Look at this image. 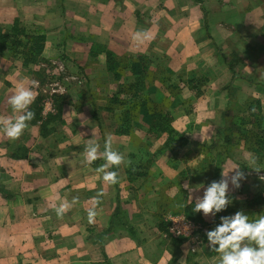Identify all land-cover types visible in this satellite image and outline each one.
<instances>
[{"label":"crops","instance_id":"0c3cea01","mask_svg":"<svg viewBox=\"0 0 264 264\" xmlns=\"http://www.w3.org/2000/svg\"><path fill=\"white\" fill-rule=\"evenodd\" d=\"M15 17L39 21L46 37L44 60L27 67L21 60H0V117L13 115L7 101L21 82L36 81L35 98L42 95L44 109L42 81L33 71L45 60L49 70L65 73V87L54 84L49 91L63 90L66 102L60 117L42 131L34 118L15 140L0 131V264H190L191 257L197 264H214L218 254L205 249L206 235L197 242L178 241L159 222L174 209L183 214L185 204L202 196L214 163L218 179L221 168L244 171L243 144H229L223 154L215 145L229 124V97L264 101V0H0V29ZM138 32L146 38L135 39ZM95 43L103 47L97 54L91 52ZM104 48L119 59L150 62L151 75L139 89L145 102L133 107L128 134L115 132L125 105L111 103L110 96L122 83L136 89L142 73L132 64L120 66L115 79ZM165 70L173 72L170 83L191 74L208 81L198 96L183 82L172 95L161 79ZM153 107L167 111L170 124L183 133L179 149L164 145L166 134L148 138L150 118L139 109ZM108 133L125 157L113 166L115 184L96 171L102 158L83 162L87 141H98L102 153ZM244 180L238 188L230 185L232 203L226 209L215 216L200 211L205 231L219 216L238 210ZM73 197L76 202L61 216L50 207ZM94 198L96 215L89 222L86 209Z\"/></svg>","mask_w":264,"mask_h":264},{"label":"clouds","instance_id":"9594fccd","mask_svg":"<svg viewBox=\"0 0 264 264\" xmlns=\"http://www.w3.org/2000/svg\"><path fill=\"white\" fill-rule=\"evenodd\" d=\"M138 32L134 38L141 40L146 38ZM36 81L31 85L21 82L15 85V91L8 97V105L13 115L0 117V131L9 139L19 138L23 131L28 127V122L34 118V112L29 107L35 100ZM201 140L203 137L200 135ZM100 144L94 138L89 139L84 148L83 162L91 164L94 160L102 158L104 163L96 168L101 174V179L108 184H115L118 181L117 172L113 169L114 165H120L125 161L123 153L112 147V136L110 133L105 135L103 152H99ZM251 165L248 167L259 171L257 167V158L252 156L247 160ZM245 178V172L240 166H233L224 170L221 168L220 179L212 180L204 187L202 196H196L194 200V211L202 213L205 216H215L217 213L226 209L232 203V196L229 194L230 185L238 188L240 181ZM260 178H264L262 175ZM188 188L191 195L192 188ZM102 194V190L98 196ZM59 199V197H57ZM76 197L72 201L60 200L53 203L50 207L57 216L63 215L72 203L76 202ZM193 201V198L191 196ZM98 198L92 201V207L86 209L89 222L96 215V204ZM219 223L213 228L206 230L207 244L209 249L214 250L218 256L214 264H264V214L255 218H250L248 213L243 210H237L234 213L219 216Z\"/></svg>","mask_w":264,"mask_h":264},{"label":"trees","instance_id":"16d2710c","mask_svg":"<svg viewBox=\"0 0 264 264\" xmlns=\"http://www.w3.org/2000/svg\"><path fill=\"white\" fill-rule=\"evenodd\" d=\"M45 34L42 29L40 28H26L23 26L20 22V19L18 17H15L13 19L12 24L6 29V30H0V54L4 53H10L11 57L20 58L21 64L24 67H27L29 65H34L40 63L42 60V52L45 45ZM101 50H103V47H101L98 44H93L91 46V52L94 54L99 53ZM104 52L106 54V68L108 71L112 72L113 77L115 79H119L120 74L118 71V68L120 66L124 67L122 65V61L128 60L124 58H117L115 57V54L104 48ZM140 60V59H138ZM134 60L131 61V63L138 61ZM130 63V62H129ZM230 63V61H229ZM125 66H130V64H127ZM43 69L34 70L33 74L35 77L41 78V74L43 73ZM142 73L141 69H136V73ZM173 75V72L170 70L163 71L161 75V79L165 81V83H168L166 88L169 90L170 94L176 95L179 93L181 87L180 82L185 83V85L188 86L189 89L194 91V94L196 96L200 95L202 91V87L207 83L208 77L204 75H195L191 74L188 77H181L176 76V81H173V83H170V76ZM141 80V88L143 89L142 85L144 84L146 78L143 80L139 79L137 82ZM138 90V87L136 89L133 88V83L128 84H119L117 92L110 96V102L114 104H124V109L122 111V117H121V124L119 127L115 129V132L117 134H128L131 128V119L133 116V107L130 110L127 108L126 104H144V99L140 95L139 101H135L133 98L137 97L136 92ZM122 93L124 94L122 96ZM130 96V97H129ZM61 96H59L60 98ZM129 97V98H128ZM124 98H127V101L124 100ZM138 98V97H137ZM231 98V97H230ZM42 95L39 94L35 98L34 104V113L36 115V119H40L41 125L43 127V124L49 121L50 119H57L60 117V104L57 103L56 98H53V107L55 112H47L46 114H43L41 112L42 110ZM244 104H247V110L244 114L241 116H238L237 119L234 121L238 129H236L238 133V139L249 141V137L258 138L259 144H264V129L262 128V121H263V114H262V104L259 98L254 97H248L245 99ZM141 108V105H139ZM230 107V106H229ZM148 115L150 118V121L148 123V129L147 132H151L155 134V138L161 137L163 134H166V140L164 141V145L168 146V149L171 151H175L181 147V145L184 143V137L183 133L177 131L173 128V126L170 124L171 117L169 113L166 111H163L162 109H159L157 107L151 108V113L146 110L145 108L139 109V111ZM132 113V114H131ZM229 117V116H228ZM227 118V117H226ZM41 127V128H42ZM232 125L226 124L224 131L222 133V136L225 141V153L228 149V145L231 141V136L234 135L232 130ZM42 131V129H41ZM235 132V129H234ZM232 134V135H231ZM250 135V136H249ZM175 139V140H174ZM228 144V145H227ZM254 153H256L257 149L252 147L251 148ZM219 153H222L219 151ZM256 155V154H255ZM214 174H213V180H218L219 177V164L214 163ZM127 178H132L131 173L127 171ZM178 210L174 209L173 213H179ZM183 213L188 219L193 221H198L201 226H205V221L200 216V211L196 212L194 211V202L187 203L183 206V210L180 211V213ZM159 227L161 229L166 230V226L164 227L162 220L159 222ZM175 239H178V241H184L186 238L183 236H173ZM206 239V238H204ZM215 252L214 250L210 249L209 254ZM190 264H197L193 257L189 258ZM91 264H100V263H91Z\"/></svg>","mask_w":264,"mask_h":264},{"label":"rangeland","instance_id":"374dc122","mask_svg":"<svg viewBox=\"0 0 264 264\" xmlns=\"http://www.w3.org/2000/svg\"><path fill=\"white\" fill-rule=\"evenodd\" d=\"M140 14H138V17ZM20 19V18H19ZM25 19H20V22L23 26H25L26 28H30V29H34V28H39L41 27V25H39V21L37 22H31V21H24ZM6 26V25H5ZM8 28L4 27L3 29L0 30H6ZM0 60H2V62H4L5 64L8 63V60H10L11 62L17 64L20 60V58H16V57H11V54L8 53H4V54H0ZM234 60V59H233ZM45 65L40 67V69H43V73L41 74V78L40 80L42 81L40 83V86L42 89H40L41 93L43 94V96H45V99L48 97H51V99L56 98V102L57 103H65L66 102V98L62 95V91H59V93H55V92H51V90L49 91L50 87L56 86L54 84H57V87L60 86H64L65 87V82L66 80L64 79L65 73L58 71L59 75L57 74V72H53L52 70H49V64L48 61L45 60ZM150 62L146 63V60L144 59H140L138 61H135L133 63H129L127 61H122V65H124L123 68H125V65L127 64H132L131 67L133 70L136 69H141L142 74L140 76V79H144V78H148L151 75V69H149V64ZM233 63H239V62H233ZM231 64V61H230ZM233 65V64H232ZM156 67H158V65H156ZM67 72L70 70L69 67H66ZM138 91L139 88L141 87V80H139L138 82ZM71 90V88H70ZM45 94V95H44ZM141 95V93L139 92L137 94V97L139 98ZM59 96H61L59 98ZM129 98V97H128ZM256 98V97H255ZM44 99V98H42ZM124 100L127 101V98H124ZM188 100V101H187ZM42 101V100H41ZM186 103L187 104H191V98H187L186 99ZM245 99L241 100L239 98H236V96H232L231 98H228L227 104H229V109H227V111L229 112V124L232 125V131L231 133H233L234 135L231 136V141H230V145L232 146V148H237L239 147V145L243 144V147L245 148V150L247 151L246 156L248 155V159H250L252 156H255L257 158V167H260L262 169H260L259 171L254 170V169H250L248 167H251V165H249L246 162V165H244V172H245V180L244 183L241 184V186H244L243 188H241L242 192H240L241 197H239L241 199V203H236L238 210H243L244 212L248 213L249 217H251V213H253V215H260V214H264V178H260L262 175H264V144H259V139L258 138H252L249 137V141H245V140H241L238 139V133L236 132L238 129V127L236 126V124H234L235 120L237 119L238 116H241L242 114L245 113V111L247 110V104H244ZM264 105V101L263 103H261ZM124 105V104H123ZM127 108L131 109V107H135V104H126ZM133 111L135 109H132ZM150 113H151V108L147 109ZM34 112V110H33ZM35 114V113H34ZM132 114V113H131ZM262 114H263V123H262V128L264 129V107H262ZM34 119H36V115H34ZM37 120V119H36ZM48 122V121H47ZM46 122V123H47ZM40 123V131L41 129L43 130L44 127H42L41 125V121ZM44 123L43 126L46 124ZM42 127V128H41ZM46 128V127H45ZM235 129V132H234ZM148 138L154 139L155 134L149 132L148 134ZM250 136V135H249ZM167 138V137H166ZM175 140V139H174ZM221 143L219 145H215V147H217V149L219 151H221L223 153H225V141L223 136L220 137ZM150 141V140H149ZM212 144V142H211ZM228 145V144H227ZM225 147V148H224ZM254 147L257 149L256 153H254L255 151H253L251 148ZM256 154V155H255ZM248 159L245 158V160L247 161ZM206 168V167H204ZM214 170L215 167L213 166V174H214ZM212 174V175H213ZM213 179V177H212ZM170 214V212H169ZM169 214H165L164 218L167 219ZM193 221V220H192ZM199 223L198 221H194ZM162 223L164 225V227L168 226V222L166 220H162ZM206 223V222H205ZM204 227H202V229L200 230V232H198V237L199 239L202 237L203 235H205V230ZM202 246V243L200 244ZM208 245H206L205 249L207 248ZM209 248V247H208Z\"/></svg>","mask_w":264,"mask_h":264},{"label":"built area","instance_id":"2783aa9c","mask_svg":"<svg viewBox=\"0 0 264 264\" xmlns=\"http://www.w3.org/2000/svg\"><path fill=\"white\" fill-rule=\"evenodd\" d=\"M55 91V89H52V92ZM47 112H54L51 97H48L44 100V109H42V113L46 114ZM166 221L168 222L167 229L173 235L183 236L188 240H192L193 242L198 241L197 234L202 229L200 223L188 219L184 214H169Z\"/></svg>","mask_w":264,"mask_h":264}]
</instances>
